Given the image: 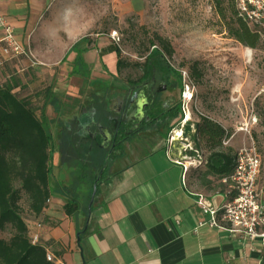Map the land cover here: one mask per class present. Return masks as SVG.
I'll return each instance as SVG.
<instances>
[{
	"label": "rangeland",
	"instance_id": "rangeland-1",
	"mask_svg": "<svg viewBox=\"0 0 264 264\" xmlns=\"http://www.w3.org/2000/svg\"><path fill=\"white\" fill-rule=\"evenodd\" d=\"M232 3L234 5L235 0H221V6L226 9L224 17H221L214 8L213 0H70L65 3L70 8L62 14V22L70 28H77L78 36H88L92 41L90 49L80 53L70 47L66 51V42L63 49L56 44L48 50L35 49L31 43L21 41L30 51V60L6 62L0 68V86L10 79L20 81L21 89H16L17 94L30 100L37 116L43 103V91L52 86L54 100L46 107L45 115L50 121L49 129L56 143L50 162L51 184L55 190L53 198H59V172L64 185L71 183L68 172L63 169L65 166L61 167L59 131L62 130V122L59 121V111L57 114L55 110L56 104L58 109L60 103L70 107L77 100L79 104L78 95L93 89L98 94L95 96L99 103H102L108 97L103 81H108L109 77L117 81L134 78L138 71L132 65L142 62L147 49L151 50L150 42L161 49L158 39L171 48L170 54L163 50L164 62L181 73L182 84H187L192 94L191 101L185 103L190 116L187 121L190 131L201 117H206L220 124L228 134L222 143L224 149H231L235 155L240 149L253 148L261 163L257 184L262 185L264 28L258 29L260 38L255 49L235 41L227 32L232 21ZM249 28L253 30L250 25ZM111 46L118 48L120 59L127 65L120 72L110 62L116 58L115 52L109 50ZM76 59L84 65L76 64ZM92 107L97 119L101 120L103 116L100 118L98 112L104 106L92 104ZM183 118L182 114L179 124ZM182 138V147L193 149L187 152L194 160L193 165L202 171L203 165L199 166L198 160L204 161L208 155L204 143L195 148L190 137L183 135ZM97 152L93 147L92 154ZM199 173L192 171V181L197 185ZM207 187H213L214 191L223 188L217 181L212 186L205 185ZM74 190L89 191V188L81 184ZM19 205L23 218L33 221L24 197ZM0 238L8 239L9 234L1 232Z\"/></svg>",
	"mask_w": 264,
	"mask_h": 264
},
{
	"label": "crops",
	"instance_id": "crops-1",
	"mask_svg": "<svg viewBox=\"0 0 264 264\" xmlns=\"http://www.w3.org/2000/svg\"><path fill=\"white\" fill-rule=\"evenodd\" d=\"M67 1L0 0V13L20 42L47 50L55 44L63 49L66 42L67 51L86 37L62 22L70 8ZM110 62L115 68L116 58ZM78 99L80 103L76 100L70 107L59 104V121L64 128H74L81 144L89 145L87 131L99 119L92 95L82 93ZM167 138L154 131L136 135L110 158L85 219H76L87 227L80 238L75 219L63 212L65 197L53 196L37 219L27 221L29 234L38 235V244L56 264H264L258 244L203 224L206 217L195 203L196 195H205L218 207L228 198L226 187L214 191L194 183L196 165L185 157L190 153L179 141L169 146ZM258 187L264 203V182Z\"/></svg>",
	"mask_w": 264,
	"mask_h": 264
},
{
	"label": "trees",
	"instance_id": "trees-1",
	"mask_svg": "<svg viewBox=\"0 0 264 264\" xmlns=\"http://www.w3.org/2000/svg\"><path fill=\"white\" fill-rule=\"evenodd\" d=\"M213 2L217 14L224 17L226 9L221 6V0ZM230 10L232 21L227 27L228 34L242 46L255 49L260 38L259 28L252 26L251 30L238 16L235 4H231ZM158 41L161 49L150 42V48L156 47L152 50L147 49L143 63H134L132 66L143 69L146 74L151 73L153 68L163 72L164 66H167L164 62V51L170 54L171 48L165 41L161 39ZM91 42L88 36L83 37L72 46V49H78L80 53L85 52L90 49ZM109 50L115 52V69L120 72L127 65L120 59L117 47L111 46ZM78 59L75 63L84 65ZM167 68L176 75L178 86L182 85L180 72L169 66ZM16 89H21L20 81L16 79L5 81L0 86V233L9 234L8 239L0 238V264H56L54 258L52 261L47 260V249L44 246L31 244L27 221L23 218L19 205L24 197L31 217L35 220L42 214L47 201L55 192L51 184L50 162L56 143L49 129L50 121L45 115L46 107L54 100L52 86L49 85L43 91L39 116L36 115L30 100L27 97H19ZM95 94L97 93L94 89L88 93L93 96L92 104H96L97 107L101 103L98 94L96 96ZM57 106L56 104L55 110L58 114ZM98 113L101 118L106 112L102 108ZM189 126L190 124L186 123L184 134H190L195 148L203 142L208 152L205 160H201L199 164L203 165V170L200 171L198 166L193 170L200 172L199 184L212 186L214 181H217L218 185L224 188L222 179L230 175L235 157L231 149H224L222 145L228 134L220 124L206 117H201L193 125L192 132ZM78 140L74 128L70 126L62 127L59 131L61 167L65 166L63 169L68 172L71 183L64 185L59 172L58 196L65 197L63 212L75 219L76 232L80 238L87 232V227L85 228L84 222L79 225L76 219L79 217L85 219L87 215L92 188L95 185L97 189L100 184L97 178L103 161L101 151L97 150L96 154H92L89 145L81 144ZM81 184L89 188V191L74 190L75 186ZM207 190H213V187Z\"/></svg>",
	"mask_w": 264,
	"mask_h": 264
},
{
	"label": "built area",
	"instance_id": "built-area-1",
	"mask_svg": "<svg viewBox=\"0 0 264 264\" xmlns=\"http://www.w3.org/2000/svg\"><path fill=\"white\" fill-rule=\"evenodd\" d=\"M235 8L238 16L248 25L264 28V0H235ZM0 33L2 42L0 68L9 61L30 60V51L17 39L13 27L1 13ZM180 99L184 118L181 124L178 123L177 129L169 133L167 138L169 146L175 141L182 142L183 140V129L187 123L185 103L192 99L187 84H182ZM178 132L181 134L179 137H177ZM183 149L184 151H193L191 147ZM195 152L198 151L195 149ZM185 157L189 159V163L194 162L191 156ZM198 164H200V160H198ZM260 164V158L253 148L240 149L235 154L234 166L230 175L222 179L227 190V200L216 207L210 198L197 194L195 203L206 217L203 224L209 228L223 230L233 238L245 240L250 244H258L261 260L264 262V203L261 200V190L257 184ZM182 181L184 184L185 175L182 177ZM29 239L31 244H38L39 237L36 233L29 234ZM46 258L48 261L53 260L52 255L48 252Z\"/></svg>",
	"mask_w": 264,
	"mask_h": 264
},
{
	"label": "flooded vegetation",
	"instance_id": "flooded-vegetation-1",
	"mask_svg": "<svg viewBox=\"0 0 264 264\" xmlns=\"http://www.w3.org/2000/svg\"><path fill=\"white\" fill-rule=\"evenodd\" d=\"M144 61L145 57L141 63ZM136 70L138 73L134 78L125 81L109 77L105 82L108 97L101 103L105 116L87 131L92 143L89 148L94 147L102 154L103 165L97 178L100 183L102 175L109 170L110 158L120 152L131 137L149 131L166 137L174 124L182 119L180 91L174 72L167 66L163 72L153 68L148 74L141 68Z\"/></svg>",
	"mask_w": 264,
	"mask_h": 264
},
{
	"label": "water",
	"instance_id": "water-1",
	"mask_svg": "<svg viewBox=\"0 0 264 264\" xmlns=\"http://www.w3.org/2000/svg\"><path fill=\"white\" fill-rule=\"evenodd\" d=\"M94 193H95V186H93V189H92V194H91V197H90V203L93 200Z\"/></svg>",
	"mask_w": 264,
	"mask_h": 264
},
{
	"label": "bare ground",
	"instance_id": "bare-ground-1",
	"mask_svg": "<svg viewBox=\"0 0 264 264\" xmlns=\"http://www.w3.org/2000/svg\"><path fill=\"white\" fill-rule=\"evenodd\" d=\"M186 120L187 121H189L190 120V116L187 114V118H186ZM179 136H181V134L178 132V135H177V137H179Z\"/></svg>",
	"mask_w": 264,
	"mask_h": 264
}]
</instances>
